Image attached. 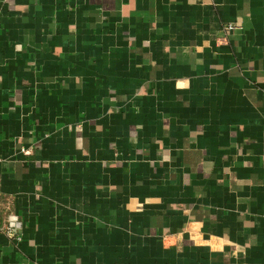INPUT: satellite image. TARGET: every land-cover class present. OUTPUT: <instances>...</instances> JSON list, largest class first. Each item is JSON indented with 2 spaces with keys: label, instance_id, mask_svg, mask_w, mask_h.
<instances>
[{
  "label": "crops",
  "instance_id": "crops-1",
  "mask_svg": "<svg viewBox=\"0 0 264 264\" xmlns=\"http://www.w3.org/2000/svg\"><path fill=\"white\" fill-rule=\"evenodd\" d=\"M0 264H264V0H0Z\"/></svg>",
  "mask_w": 264,
  "mask_h": 264
},
{
  "label": "built area",
  "instance_id": "built-area-1",
  "mask_svg": "<svg viewBox=\"0 0 264 264\" xmlns=\"http://www.w3.org/2000/svg\"><path fill=\"white\" fill-rule=\"evenodd\" d=\"M231 28H233V24H229V25H228V29H231ZM1 229H3V228H1ZM4 230H5V229H4ZM6 230H7L6 232H8V234H9L10 236H13V237H14V234H13V232L11 231V229L7 228Z\"/></svg>",
  "mask_w": 264,
  "mask_h": 264
},
{
  "label": "water",
  "instance_id": "water-1",
  "mask_svg": "<svg viewBox=\"0 0 264 264\" xmlns=\"http://www.w3.org/2000/svg\"><path fill=\"white\" fill-rule=\"evenodd\" d=\"M13 220H15V219H13ZM13 225H15L16 227H19L20 223L19 222H15Z\"/></svg>",
  "mask_w": 264,
  "mask_h": 264
}]
</instances>
